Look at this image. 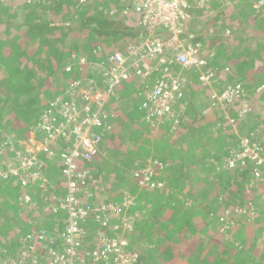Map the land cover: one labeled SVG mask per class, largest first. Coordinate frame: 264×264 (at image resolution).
Wrapping results in <instances>:
<instances>
[{"label": "trees", "instance_id": "obj_1", "mask_svg": "<svg viewBox=\"0 0 264 264\" xmlns=\"http://www.w3.org/2000/svg\"><path fill=\"white\" fill-rule=\"evenodd\" d=\"M240 2V8H236V11L231 8L227 14L222 13L216 16L217 20H221L220 18L224 15H229L231 19L227 23L235 29V33L241 35L244 33L249 36L253 33L254 38H257L259 34L264 35V5L254 8L255 1ZM109 3L120 7L125 5L126 0H110ZM108 9L110 6H107L104 0H89L87 5L78 7L76 4L71 5L68 0L61 2L58 0H7L6 3L0 0V37L6 40L3 42L0 38V82L1 86L11 93L6 98H0V158H3V162H7L5 163L7 166L13 163L18 164L11 141L17 145L19 137L27 139V133L30 130L38 125L40 129L45 122V113L49 112L50 116L53 114L50 112L53 101L58 99L66 102L71 97L70 94L74 93L68 88L65 90V84L71 88L74 81L85 79L86 71H80L77 66H74L75 55L78 56L87 51L94 53L98 46L105 47L108 43L119 46L129 38H136L134 41L139 42L140 35L145 31L140 23L142 18L137 16V19L132 18L134 21L131 22L129 19L110 20L106 15L97 16V12ZM47 15L48 18L45 17ZM76 15L85 21V25L83 24L81 28L71 25ZM242 25L245 26L244 32L240 29ZM223 32L224 27L218 30V33H222V37L214 36L209 40L208 47L217 50L210 58L212 62L210 66H216L217 70L221 71L220 83H224L221 90L229 84L240 85L241 103L248 102L246 99L248 93L252 95L251 92L264 86V46L262 50L256 52L257 59L254 56L255 52H250L247 47L229 54L230 51L225 49L226 41L234 42L238 37H227ZM93 33L94 36H91ZM32 38L36 42L29 45V48L35 51L38 57L28 58L18 55L17 60L13 61L10 53L19 52L20 43ZM241 41H244V38ZM237 55H240L242 59H237ZM38 64L39 68L36 67ZM228 66L232 69H230L231 73L225 74L224 70ZM189 87L196 88V82ZM193 92L196 91L193 90ZM259 96L264 102V88ZM130 97L131 95L126 98L130 100ZM134 100L136 105L134 111L127 112L124 109L118 111L119 123L130 119H133L131 123L137 122L138 119L131 117L138 110L147 114L146 109L143 108L144 94L142 93L138 99L134 98ZM236 105H231L228 111L231 114L235 113L234 116L238 122L240 103ZM189 106L183 112L179 123L176 125L172 123L169 128L166 127L164 133H161L157 145L150 146L151 143L145 142L155 149L154 155L157 159L152 158L151 163H148L147 156L135 157L134 165L131 163L132 155H139V151L142 150L140 143L144 145L146 141L142 139V136L147 140L150 139L148 134L150 128L147 129L146 126V129L144 127L138 129L141 134L137 144L130 145L129 150H132V155L129 159L123 161L122 159L126 158L125 152L115 151L111 155L115 159L110 157L107 162L101 159L95 162L99 158L97 156L91 164L77 162L78 168L80 171L88 170L94 177H100V172L106 169L111 160H117L112 168H119L122 171L128 167L132 169V166L135 168L149 164L154 166L158 178L164 179L165 188H160L153 197L151 193L154 192L141 189L136 182H130L128 177H123L122 173L118 176L114 173L110 181L111 185L107 188L108 193L114 192L111 198L103 200L109 205L122 204V200L119 201L122 197L121 189L127 186L132 194L137 195L139 204H145L144 201L155 204L152 209L142 206L128 210L127 216L135 221L134 236L131 235L130 239L132 236L137 238L141 246L140 258L135 264H264V181L261 180L264 179V167L249 160L245 164L237 163L232 169L225 167L224 156L230 153L231 148H234L233 145L237 141L236 135L225 133L221 134L223 137L214 135V132L207 128L205 130L199 122L204 121L205 117L197 109H191L194 112H190ZM223 113L219 108L213 112L216 116L215 125L223 120V117L221 118ZM242 121L240 130H246L248 137L256 135V139L262 140L264 144V104L256 105ZM198 123L200 126H197ZM185 130L199 132L198 137L189 136L181 140L187 146L180 141L184 148L191 145V151L187 152L189 157H168V150L165 151V148L177 146L178 142L167 143V134L170 132L177 134ZM146 131L147 136L144 135ZM17 133L20 135L15 137ZM44 133L45 131L39 130V136ZM198 146H200L199 149ZM20 166L18 165V169L21 174L23 171ZM258 170L263 171L261 178L256 176ZM42 174L46 185H39V181L32 183L28 180L24 185L27 186L25 188L22 183L14 184L16 178L2 177L0 179V264H8L20 258L21 249L29 246V242H21L23 237L37 234L42 229L51 231L48 226L33 228L30 231L31 224L37 225L39 221L37 217L33 218L31 215L33 210L27 211L21 208V202L26 201L27 194L32 195L34 200L37 194L34 190L37 191L40 188V194L42 189L49 188L53 192L51 202L56 201L53 197H56L57 194H54L57 190H60L59 201L66 200L69 195L68 178L62 173V169L60 176L59 174L50 176L47 170ZM72 179L79 183V190L75 194L85 189V185L80 184L77 177ZM177 188L184 193V198H179V194L174 190ZM137 189H140V193H136ZM44 191L47 194V190ZM222 198H226L229 202L224 203ZM237 207L246 210L249 214L251 208H256L255 210L261 214L259 213L260 215L256 217H251L246 214L247 212L245 215L239 214L236 212ZM221 218H224L223 221L226 223L228 221L225 226L227 227L225 228L226 236L218 231L216 224L212 231L207 230L211 222H220ZM114 221L115 217H112V222ZM50 223L48 221L47 224ZM118 223H122L121 216ZM117 232L123 234L121 228ZM260 248L262 249L258 250ZM7 255L8 257H5ZM257 256L259 259H256Z\"/></svg>", "mask_w": 264, "mask_h": 264}, {"label": "built area", "instance_id": "obj_2", "mask_svg": "<svg viewBox=\"0 0 264 264\" xmlns=\"http://www.w3.org/2000/svg\"><path fill=\"white\" fill-rule=\"evenodd\" d=\"M69 1L77 4L76 0ZM77 1L80 6L87 5L89 2V0ZM233 2L234 0H132L130 12L128 8L124 11V15H129L133 11L142 18L140 23L147 33L152 35V38L141 42V47L130 45L125 51L113 52L108 55L107 59H103L106 60L108 67L106 71V66H104L110 81L109 92L96 91L95 99L87 102L84 95L75 94L81 82H73L72 87L68 88L74 91L70 99L66 102L52 103L50 112L53 114L46 115L45 122L41 125L46 134L44 142L50 140L49 143L52 145L44 147L41 153L49 158L58 156L62 160L60 167H62V173L68 178L69 195L66 200L51 203L52 210L57 217L61 215L55 227L51 231L42 229L37 234L28 236L29 246L21 249L22 255L19 259L10 261L8 264H135L139 260L138 252L130 250L127 238L117 232L119 231L118 226H115L114 236L107 234L112 231V216L120 214L123 208L132 204V200L124 198L121 206L119 204L93 206L91 203L82 201L80 195L83 191L75 194L79 190V183L72 178L77 177L80 184L85 185V189L89 185V188H92L96 180H93L88 170L80 171L77 162L91 164L97 157L102 137L99 130L106 126L109 127V116L113 122L115 118L113 113L110 115L108 111L103 110L105 100L113 89L123 82L136 77L142 79L141 87L144 89L142 93L145 98L143 108L146 109L148 119L160 121L165 116L173 117L175 105L183 98V80L176 68L202 71L206 65V62L199 58V51L196 49L198 44L194 46L192 43H187L194 36L190 35L188 41L186 38H180L183 32L182 24L192 19L193 11L203 10L210 4L228 5ZM117 11L113 13L118 14ZM163 30L170 33L169 40L165 41L159 36L158 33ZM169 45L177 51L173 57L166 54V47ZM131 57H134L135 61H130ZM88 63H90L88 58L80 59L82 70L89 69L91 65ZM154 72L157 73L155 77L152 75ZM216 74L214 70H207L200 76V80L210 85L209 81L215 80ZM150 77L153 78L148 84ZM241 90L240 85H233L227 86L220 94L213 93L212 108L221 106L227 111L231 105H234ZM77 98L78 100L75 101ZM54 110L57 115L54 114ZM52 116H55L53 120L57 123L52 122ZM256 137L252 135L251 139L245 140L243 147L231 152L230 156L225 159L227 167L232 169L237 163L245 164L247 160L264 167V144ZM61 138H65L66 142L75 139L74 144L71 143L72 151L68 149L66 153H59L55 144L57 145V140ZM38 160V158L31 157L27 163L22 164V166L27 165L35 169L29 176L26 175L25 184L28 180L32 183L42 180L45 182L42 175L44 165ZM25 168L26 166L22 169ZM256 173V176L261 178L263 171ZM141 174V172L137 173L136 177H140ZM261 180L264 181L263 178ZM85 193L89 197L92 196L89 190ZM251 209L250 214L240 208H236V212L239 214L247 212L246 214L254 215L256 208ZM91 220L99 223L101 228L98 236L92 241L85 228ZM128 228L129 226L124 227L122 233H125ZM38 254L40 259L37 260Z\"/></svg>", "mask_w": 264, "mask_h": 264}, {"label": "rangeland", "instance_id": "obj_3", "mask_svg": "<svg viewBox=\"0 0 264 264\" xmlns=\"http://www.w3.org/2000/svg\"><path fill=\"white\" fill-rule=\"evenodd\" d=\"M3 1L5 3L7 2V0H3ZM238 1L240 2L242 0H234L233 4L230 3L228 5L224 4V3L210 4V5L206 6V8L203 10L193 11V13L191 15L192 19L189 22H185L182 24L183 32L180 35L181 36L180 38H182V39L186 38L188 41L189 36L193 35L194 38L189 40L188 42L187 41L186 42L190 43V44L192 43L194 46H196L198 44V46H196V49H198V51H199V54H198L199 58L203 59L206 62V65H204V68L205 69L209 68V70H214L217 73L215 80L209 81L210 83H212V88L210 89L211 91L217 92V91L221 90V86H223V84H224V83H220V74H221L220 72L221 71H218L216 66H213V65L210 66V64L212 63L210 61V58H212L215 55V52L217 50L213 47L212 48L208 47V43H209V40L211 38H213L214 36H221V37L223 36L222 33L221 34L218 33V30H221V28L224 27L223 33H225V35L227 37H234V36L238 37V39L235 40L234 42L225 40L226 41L225 49H227V51H230L229 54L234 53V52L236 53V52L240 51V49L242 47H247L250 52H252V51L255 52L254 56H255V59H257L258 56L256 55V52L259 50H262V47L264 46V35L263 34H259V35H257V38H254L255 34H253V33H252V36L251 35L249 36L248 34L245 35L243 33L242 34L243 37L241 34L235 33V29H233L229 25V23H227V21L231 19V16H229V15L225 16L224 15L220 18L221 20H217L218 18H216V16H220L222 13L227 14V11L230 10L233 7V5H235L236 3H239ZM251 1H255V3L253 4L254 8H257L259 5H264V0H251ZM76 2H78V1L76 0ZM105 2L107 4V1H105ZM76 6L78 7L79 4L77 3ZM126 9H128V11L130 12L131 3L124 10H126ZM115 10L116 9H108L107 11L105 10L104 12H102V11L97 12V16L102 17V16L106 15L111 20L112 18L119 17L120 14L124 15L122 12L119 14L113 13V11H115ZM134 15H136V14H134V13L131 14L132 17L129 19L131 22L136 20V16H134ZM45 17L48 18V15ZM126 17H128V16L126 15ZM84 23H85V21L81 20V18H79L77 15L74 17V20L71 21V25L74 27H77V28H81V26ZM221 24H223V25H221ZM244 27L245 26L242 25L240 28V29H242L243 32L245 31V29H243ZM145 31L139 37V40H141L140 44H141V42H145L147 39L152 38V35L150 36L147 33V31L146 32ZM158 34L165 41L169 40V38H170V33L166 30L160 31ZM91 36H94V33L91 34ZM227 37H226V39H227ZM0 38L3 42L6 41L4 38H2V36ZM242 38H244V41H241ZM131 40H136V38L135 39L134 38L133 39L132 38L127 39L124 42L123 46L119 45L115 49H120L121 46L124 47L126 44L130 43ZM27 42H29V43H27ZM34 42H36V40H34V38H32L31 40L29 39V40L22 41V44L20 43V46H19L20 50L18 49L19 52L10 53L11 59L13 61L17 60L18 55L26 56L28 58L36 57L38 54L29 48V45L31 46ZM234 43H235V46L233 47ZM139 47H141V45H139ZM115 49H113V50H115ZM166 50H167L166 54L170 55L172 57L175 55V53H177V51H175L174 47L171 45L167 46ZM105 51H112V49H106L104 47V45L98 46L97 51L95 50L94 53L87 51L81 55H79V54H78V56L75 55L73 59L74 60L75 59L80 60L81 57L90 58L91 55L95 56L97 58H103ZM60 52H63V51H60ZM99 52H103V53L101 55H99L98 54ZM113 52H116V51L110 52L109 55ZM41 53H44V52H41ZM254 56H252V57H254ZM106 57H108V56H106ZM133 58L134 57H131L130 61H132ZM153 58L159 59L158 57H153ZM237 59H242V57L240 55H237ZM88 64L90 65V63H88ZM36 67L39 68V64L36 65ZM230 69H231V67L228 66L224 70L226 73L225 72L224 73L225 74L231 73ZM85 71H86V75H87V72H89L88 69L86 68ZM138 83H139V81H138ZM263 84H264V82H263ZM139 85H140V83H139ZM228 86H233V84H229ZM263 88H264V86L259 87L256 91L254 90L255 92H251L252 95H249V93H248L247 98H246V99H248V102L245 101V102L241 103L242 96H240V95L237 96L236 101L234 102V106H237L236 104L238 102L240 103V106H238L239 107L238 113L240 115V119L238 120V122L234 116L235 113L231 114V112H229V111H225L223 113L224 109L222 108L223 115H221V118L223 117V120H220L217 125L212 123V121H214L216 116H212L211 119H210L211 116H207V117H205L204 121L203 120L199 121L200 124L205 127V130L207 128V130L213 131L214 135H221V134H225V133L228 135H233V136L236 135V139L239 142V144L237 146V141H236V143L233 145V147H235V148L243 147V145H244L243 143L245 142V140H249L251 138L244 136V135H246V130H244V129H243V131L240 130L241 126L243 125V121L241 122V120H244V116L248 115L249 112H252L254 110V108L256 107V105L264 104V102H262V98L260 97L261 95L259 96V94L263 92ZM116 94H118L120 96L122 94V88H120V87L116 88ZM9 95H11L10 91H8L4 86H1V82H0V98L1 99H3L4 97L6 98ZM139 97H140V95L137 97V99ZM77 100H78V98L75 101H77ZM132 100H134V99H132ZM109 104H110V106L114 107V105H112L113 103H111V101H109ZM132 104H133V108L136 109V105L133 101H132ZM210 106H211V104H208V108H210ZM199 108H200V106H198V109ZM202 110H200V111H202ZM236 112H237V110H236ZM113 114L115 115V117H117L116 116L117 114L115 113V111H113ZM144 115H145L144 112L134 113V117L136 119H138V121L135 123H131V121L133 119H130V121L127 120V122L126 121L121 122V123H123V124H121V127H119L120 123L118 122L117 125L119 128L118 129L116 128V141L118 142V144L120 143V141H123V142L127 141V137L129 135V133H132V131H134L136 129H141L142 127H144L146 129L145 126H149L144 121ZM204 115H207L206 111L204 112ZM200 124L198 123L197 126H200ZM115 125H116V122H115ZM162 125L160 127H158L157 130H155V131L151 130L150 136L152 137L153 140L156 139L157 137L159 139L161 137V133H164V130L167 129V128L161 129ZM133 128H135V129H133ZM39 130L41 132L44 131V130L42 131V128L39 129V125H38V126H36V128L30 130L27 133V136H28L27 139L19 137L17 145H15L14 142L11 141V144H13L12 150L13 151L18 150L15 153H17L19 155V157H20V155H26V157H28V155L31 154V157L33 159L38 158L39 159L38 161L43 162L42 163L44 165L43 172L50 169L51 171L53 170L52 174L54 176H56L55 173L59 174V176H60V172H61V168H62V167H60L61 163H59V162L57 163L56 160H52V158H49V157H46L44 159V156L42 155L43 153H41L44 150V147H46V146L51 147L52 144L49 143L50 140H46L44 142L43 136H45L46 134L44 133L43 135L39 136ZM198 133H199L198 130L197 131L196 130H194V131L185 130V132H182V134H187V136H190V137L192 135L194 137H198L199 136ZM168 134L171 137H169L170 139L168 140L167 143H170L171 140H172V143L173 142H178V143H177V146H168L167 148H165V151L168 150L167 155L175 156V157L182 156L183 158H188L189 157L188 153L191 151V145H189L188 148L183 147L181 142L184 143V141L179 142V140L181 138L180 132H178L177 134H173L170 132ZM168 134H167V136H169ZM19 135L20 134L17 133L15 135V137H18ZM144 135L147 136V131L144 133ZM221 136H223V135H221ZM129 139H131V135H130ZM225 139H226V136H225ZM60 140H57L58 142L56 141L57 145L55 144V147L59 151V153H62V152L66 153L65 151H67L68 149L72 151L71 141L66 142L65 138H61ZM185 144L186 143H184V145ZM185 146H187V145H185ZM197 148L199 149L200 146H198ZM140 151H142V153H146V151H149V150H146V148H144ZM104 153H106L108 155V159L111 157V154L109 152L104 151ZM18 155L16 157H18ZM41 155L43 156L42 158H41ZM111 158L115 159L113 157H111ZM15 160H16V158H15ZM116 161L117 160H115V161L111 160V163L109 161L108 165L106 166V172H110L111 167L113 166V163H115ZM5 163H7V162H3V158H0V179L2 177H7V178L11 177L10 179L16 178L15 179L16 181L14 182V184L22 183L23 186L26 185L24 183V181H25L24 179H25L26 175L29 176V174H31L33 171H35L34 168L28 167L27 165H23V166L21 165L20 168H23L25 166H26V168L22 169L23 173L20 174L21 171H19V169H18L19 167L16 164L13 163V164L7 166ZM54 163H56L57 165H55ZM224 163H225V167H227V163L225 162V158H224ZM52 166H56V167H52ZM57 168H59V171L56 170ZM227 168H229V167H227ZM38 169H39V165H38ZM229 169H231V168H229ZM146 179L149 180L150 178L146 177ZM25 187H27V186H24L23 188H25ZM39 190H40V188L37 191L34 190V192L37 193L34 196V200H32V198H33L32 195L27 194L26 201L21 202V208H23L24 210L30 211V209L32 207H34L31 209V210H33V213L31 215L33 216V218L37 217L38 221H39V224H37V225L35 223L31 224L32 226L29 227L30 231H32L33 228H40V222L41 221L51 220L52 218L57 217V214L54 213V211L52 210V207H51V203H52L51 202V196H52L53 192L50 189L44 188L43 192L40 191L41 193L39 194ZM44 190H47V194L45 193ZM50 191L52 192L51 194H50ZM175 191L180 192V189L177 188V189H175ZM58 193H60V190H57L56 193L54 194V195L57 194L56 195L57 201H59L61 199L58 197V196H60ZM181 196H182V194H181ZM29 198H30V200L28 201ZM223 201H224V203L229 202V200H226V198H224ZM35 203H36V205H35ZM42 205H43V208H42ZM237 208H240V207H237ZM259 213L260 212H257V210H256L254 212V215H251V217H256L257 215H260ZM244 215H245V213H244ZM130 218H132V217L123 216L122 217L123 221L121 224H119L117 222V218H116V220L114 222H112L113 223L112 231L115 230V226H118V230L120 228L123 229L124 227L129 226L128 230H125V232H129L131 234L132 232H131L130 226L133 228V223L135 221L132 220L133 218L132 219H130ZM223 220H224V218H221L220 222H215V221L211 222V224L209 225L207 230L212 231V229H214L215 224H216V226H218V231L226 236L227 233L225 232V228H227V227H225V226L228 223V221L226 223V221H223ZM115 222L117 224H115ZM17 230L19 232L21 231V229H17ZM29 236H32V234ZM28 239H30L28 236L23 237L21 239V242H23V241L24 242H27V241L30 242V240H28ZM249 241H252V240H249ZM131 245H132V248H134L138 252L141 250V246H140L139 242L137 240H133V236L131 238ZM5 257H8V255ZM38 259H40L39 254H38L37 260Z\"/></svg>", "mask_w": 264, "mask_h": 264}, {"label": "crops", "instance_id": "obj_4", "mask_svg": "<svg viewBox=\"0 0 264 264\" xmlns=\"http://www.w3.org/2000/svg\"><path fill=\"white\" fill-rule=\"evenodd\" d=\"M105 1H107L106 5L107 6L109 5L110 9L118 10V14L121 13V12L124 14V11H126L124 9L126 7H128L130 5V3H131V6H132V0H126V3H124L125 5H122L120 7L112 5L111 3H109L110 0H105ZM240 7H241V2L236 3L235 5H233V8H234L235 11H236V8H240ZM132 13H134V12L132 11L129 15H127L128 17H126V15H121L120 14L119 17L112 18L111 20H116V19L128 20V19H130L132 17L131 16ZM134 16L137 17L138 15L136 14ZM130 45H133V46L134 45H140V40H139V42L131 40V42L126 44L124 47H122L123 46V44H122L120 49H115V48H117V46H113V44H109V43L107 45H105V48L106 49H112V51H125ZM113 49H115V50H113ZM112 51H105L103 58H97V57L92 56V55H91L90 58H88V60L90 61V65H91V66L88 65L89 66V73H88V75L85 76V79H83V80L80 79L79 80L81 82V86H80L81 89L79 88V90L75 92V94H78L80 96L84 95L85 99H87V102H90V99H95L96 91L103 90L104 93H107L110 90L109 76H107V74H106V71L108 70L107 62H106V60H103V59H107L106 56H108L109 53L112 52ZM133 61H135V60H133ZM74 66H77L80 69V71L82 70V65L80 64V60H76L75 63H74ZM104 66H106V68H105L106 71L104 70ZM70 70H72V68ZM154 73L152 74V75H154L153 77H155L157 75V73H155V74ZM153 77H150L148 79V81H147L148 84H150V81L152 80ZM197 77H198V74H197ZM185 78H186V91H185L184 105H185L186 109L188 108L189 104H191L190 105L191 107L189 106L190 112H194L192 110H195V109L200 111V110H202L204 108L201 111L202 116L203 117L211 116L210 117V119H211L212 116H214V114H213L214 111H212V110H210L208 108V104H209L208 95L210 94V90L209 89L203 90L202 87L199 88L198 86L196 88H194V89L190 88L189 86H193L195 84V81H194L195 75L194 74H189V75L185 76ZM138 81H139L140 85H139ZM190 81H191V85L188 84V82H190ZM74 82H76V81H74ZM142 83H143L142 79L137 78V77L136 78H132V79L126 81V82H123L120 86H118V87L122 88V94L119 96L118 94H116V89H113V91L108 95V97L105 100L103 110L108 111V113H110V115L113 113V111H115V113L117 114V113H119L118 111H121L123 109L125 111H127V112L130 111V110L134 111L133 104H132V101L134 102V100H132V99L137 98L140 95V93H142L144 91L143 88H142V90H140V88L142 86ZM65 86H66L64 88L65 90L67 88H69V86L67 84H65ZM193 90H195L196 92L194 93ZM70 95H72V94H70ZM129 95H131L130 100H129V98H126ZM58 101H60V100L56 99L55 101H53V103L58 102ZM109 101H111V103H113L112 105H114V107L110 106ZM198 106H200L199 109H198ZM205 111L207 112V115H204ZM53 112H54V114L57 115L55 110ZM138 112H141V111L138 110L137 113ZM45 115H49V112L45 113ZM116 116L117 117L114 118V122H113L112 118L109 116V118H110L109 127L106 126V127H104V128L99 130V132L102 134L101 142H100V145H99L100 154L98 156L99 158L95 162H97L100 159H101V161L103 160V161L107 162L108 155L106 153H104V151L109 152L111 155L115 151L125 152L124 154L126 155V158H124L122 160L124 161L126 159H129L130 157H128V156L132 155V152H131L132 150H129L130 149V145L133 144V143L137 144V142H138L139 134H141V133L138 131V129H136V130L132 131V133H129V135L127 137V141L129 140L128 142L127 141H125V142L120 141V143L118 144V142L116 141V128L118 129L119 127H121V124H123V123H120L119 127H118L117 124L120 121L118 120V114ZM133 117L134 116H132L131 118H133ZM176 117L179 119V121H181V116L180 117L176 116ZM53 118H55V116L52 117V122L53 123H57V122H55L53 120ZM128 121H130V120H128ZM144 121L148 124L147 116H145V115H144ZM115 122H116V125H115ZM172 123H173V119H167V120L164 121V124H165V126L167 128H169V126ZM212 123L214 124V121H212ZM133 129H135V128H133ZM180 134H181L180 137L182 139L184 137L185 138L189 137V136H187V134H182V132H180ZM130 135H131V139H129ZM244 136L248 137L247 135H244ZM169 137H171V136L170 135L168 136V138L166 140L167 142L170 139ZM251 137H248V138H251ZM181 138H180L179 142L182 140ZM142 139H145L146 141H144V145L142 143H140V146H142L141 149H144V148L148 147V148H146V150H149V151H146L147 154L146 153H142V151H139V155H137V154L136 155L135 154L132 155V157H133V161H131L132 165H134L133 162L135 161V157H138V156L140 158L147 156L148 157L147 158L148 163H151L152 158L156 157L155 160L157 159V156L154 155V150L155 149L152 148V147H149V145H147L145 142H147V143L149 142V143H151L150 146H154V145H157L156 143H157L158 138L153 140L150 137V139L147 140L144 136H142ZM74 142H75V139L73 138L71 140V143L74 144ZM171 142H172V140L170 141V143ZM238 144H239V142L237 141V146H238ZM237 149L238 148H235V147L231 148L230 151H229L230 153L228 155L224 156L225 159H227L230 156L232 151L237 150ZM42 157L43 156L41 155V158ZM168 157H173L174 158L175 156H169L168 155ZM45 158H46V156H44V159ZM52 160H56V162L57 163L58 162L61 163L60 166H62V160H60V158L58 156L52 158ZM54 164L57 165L56 163H54ZM140 166L141 167L136 166L135 168H134V166H132L133 167L132 170H131V168L128 167L125 171H122L119 168H112L111 167L110 172H106V169H103L100 172V174H99L100 177H97V176L94 177L93 175H91L93 180L94 179L96 180V184L92 188H89V186H90L89 185L86 189L83 190V192L80 195L81 200L84 201V202L91 203L93 206H100V205H108V206H110L109 203H104L103 200L111 198L113 196V194H114V192L113 193L112 192L111 193L107 192V188L110 187V185H111L110 181L114 177L113 176L114 173H116L115 174L116 176H118L119 174L122 173L123 177H128L130 182L131 181H133L134 183L136 182L140 186L141 189H146L149 192H154V193H151L152 197H153L155 192H159L160 188H163V187L165 188L166 183L163 181L164 179H162V177H161V180L158 178V174L155 172L153 165H149V164L146 165L145 164L144 166H142V165H140ZM52 167H56V166H52ZM159 168L162 169L161 167H159ZM56 170L59 171V168H57ZM47 171L50 173V176H53V174H52L53 170L51 171L50 169H48ZM258 171H260V170H258ZM139 172L143 173V179H137L136 178V173H139ZM55 174H57V173H55ZM102 175H104V176H102ZM146 177H149L150 179L147 180ZM60 185L62 186V184H60ZM256 185H255V187H256ZM56 187H57V185H56ZM127 187H124V188L121 189L122 197L120 198L119 201H121L124 198L125 194H131V195L137 197V195L132 194ZM86 190H89L92 193L91 197H89L85 193ZM136 193H140V189H137ZM176 193L179 194V198H184L185 197V195L181 191V189H180V192H176ZM181 194H182V196H181ZM96 201H98V202H96ZM119 201H116V202H119ZM261 202H263V200H261ZM144 203L148 207H150L151 209L154 208V205H155L154 203H148L146 201H144ZM113 205H115V204H113ZM142 206L143 205H140L139 207H142ZM32 208H34V207H32ZM60 216L52 218L51 220H43L44 221L43 223L40 222V227L48 226V228H54L55 225L57 224V220L60 218ZM48 221H50L51 223L47 224ZM85 228L89 232L88 235H89V239L91 241L95 237H97L98 233L101 231L100 224L95 222V221H92V220L89 221V223L86 225ZM107 234L110 235V236H114V234H112V233L110 234V233L107 232ZM132 235H133V233H132ZM133 240H137L138 241L137 238H133ZM131 249L135 250L132 247H131ZM261 249L262 248H260L258 250H261ZM135 251H137V250H135ZM257 257H256V259H259V257L258 258Z\"/></svg>", "mask_w": 264, "mask_h": 264}, {"label": "clouds", "instance_id": "obj_5", "mask_svg": "<svg viewBox=\"0 0 264 264\" xmlns=\"http://www.w3.org/2000/svg\"><path fill=\"white\" fill-rule=\"evenodd\" d=\"M61 1H63V0H61ZM60 1V2H61ZM69 1V0H68ZM70 2V1H69ZM71 3V5L73 4L72 2H70ZM74 5V4H73ZM233 8V7H232ZM82 58V57H81ZM75 60H77V59H75ZM86 69V68H85ZM193 71H187V70H184V69H180V68H176V71L179 73V75H180V78L183 80V86H182V90H183V98L180 100V102H178L176 105H175V107H174V109H173V117H170V116H165L162 120H160V121H154V120H151V119H148V117H147V120H148V124H149V126H147V129H149L150 128V132H151V130H153V131H155V130H157V128L158 127H160L162 124L164 125V127H163V129L164 128H166V126H165V124H164V121L165 120H167V119H173V124L174 125H176L177 123H179L180 121H179V119L176 117V116H182V114H183V112L185 111V109H186V107H185V105H184V99H185V91H186V78H185V76H187V75H189V74H194L195 75V78H197L196 79V81H195V78H194V81L196 82V84H197V86L200 88V87H202V89L203 90H206V89H211L212 88V83L210 84V85H208V84H205V83H203L201 80H200V76L203 74V73H205L207 70H209V68L208 69H205V68H203L202 69V71L201 70H195V69H192ZM197 74H198V77H197ZM188 84L189 85H191V81L190 82H188ZM224 90V89H223ZM223 90H221V91H217V92H215V91H211L210 90V94H209V96H208V99H209V104H211V100H212V94L213 93H218V94H220ZM218 108H219V110H221L222 108H221V106H218ZM210 110H212V111H215V110H217V108H212V104H211V107L209 108ZM224 112H225V110H223ZM228 111V110H227ZM219 113V112H218ZM145 116H147V115H145ZM161 129H162V127H161ZM150 132L148 133L149 134V136H150ZM151 137V136H150ZM152 138V137H151ZM158 138V137H157ZM100 145V144H99ZM99 154H100V149H99V153H98V155L97 156H99ZM43 156H46V155H44V154H42ZM47 157V156H46ZM44 170V169H43ZM42 170V171H43ZM142 173V172H141ZM137 174V173H136ZM43 175V174H42ZM137 179H143V173L140 175V177H136ZM41 184H45L46 185V182H41V181H39V185H41ZM47 189V188H46ZM49 189V188H48ZM42 192H43V189H42ZM49 197V196H48ZM54 199H56V197H53ZM124 198H130L131 200H132V204L131 205H129L127 208H123V211L120 213V214H116V215H113L112 217H115V220H116V218H117V222L119 221V216H121V217H123V216H127V213H128V210H132V209H134V208H138L140 205H143V206H146L147 207V209H150V207H148L146 204H139V202L137 201V197H135V196H133V195H131V194H125L124 195ZM124 198L122 199V204H123V201H124ZM53 201H55V200H53ZM55 202H59V201H57V199H56V201ZM55 202H53V203H55ZM122 204H119V205H122ZM137 206V207H136ZM118 216V217H117ZM122 221H123V219H122ZM40 228H43V227H40ZM49 230H52V228H48ZM131 232L132 233H134V231H133V228L131 227ZM132 233L130 234L129 232H125V233H123V234H121V235H124L126 238H127V240L129 241V249L130 250H133V249H131V247H132V245H131V239H130V236L132 235ZM113 234H115V233H113ZM130 234V235H129ZM133 251H135V250H133ZM137 252V251H136ZM139 254V253H138ZM139 257H140V254H139Z\"/></svg>", "mask_w": 264, "mask_h": 264}, {"label": "bare ground", "instance_id": "obj_6", "mask_svg": "<svg viewBox=\"0 0 264 264\" xmlns=\"http://www.w3.org/2000/svg\"><path fill=\"white\" fill-rule=\"evenodd\" d=\"M16 151H18V150H14L15 156L18 155L17 153H15ZM30 158H31V154H29L28 157H26V155H20V157H19V155H18V157H16V160L18 161L17 166L22 165L24 163H27Z\"/></svg>", "mask_w": 264, "mask_h": 264}]
</instances>
